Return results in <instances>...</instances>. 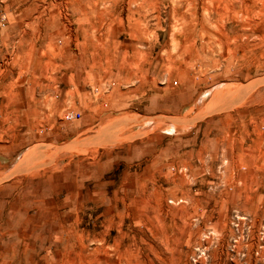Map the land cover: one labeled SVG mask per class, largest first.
Listing matches in <instances>:
<instances>
[{
	"label": "rangeland",
	"instance_id": "1",
	"mask_svg": "<svg viewBox=\"0 0 264 264\" xmlns=\"http://www.w3.org/2000/svg\"><path fill=\"white\" fill-rule=\"evenodd\" d=\"M149 2L0 0V84L13 76L23 84L37 55L85 52L133 80L162 60L177 72L189 54L191 72L223 70L235 80L223 90V112L246 136L227 132L216 175L184 159L200 148L197 125L160 127L170 136L158 149L147 131L130 135L144 150L169 146L174 162L150 175L89 167L101 157L86 158V149L98 142L82 145L73 166L32 159L24 187L0 188V264H264V5L250 0L248 15L234 0ZM120 126L111 144L124 155L135 143L116 147L125 139Z\"/></svg>",
	"mask_w": 264,
	"mask_h": 264
},
{
	"label": "crops",
	"instance_id": "2",
	"mask_svg": "<svg viewBox=\"0 0 264 264\" xmlns=\"http://www.w3.org/2000/svg\"><path fill=\"white\" fill-rule=\"evenodd\" d=\"M30 61L23 84L15 85L19 76L0 84V188L3 195L19 188V183L24 187L29 182L27 166L32 159L39 156H51L54 162L70 159L66 164L73 166L78 164L75 159L83 154L82 145L88 142L99 145L88 146L84 156L101 157L88 162L89 167L101 168L104 173L119 165L127 169L139 167L140 173L150 175L153 170L158 171L160 164L174 162L168 153L169 146L156 151L157 142L170 136V132L160 127L197 125L200 148L185 150L184 159H189L186 162L189 165L196 164L194 161L198 159L205 173L216 175L224 158V136L229 133L233 137L238 132L246 136L237 127L232 131L236 123L232 112H223L228 108L223 105V90L235 84V80L223 70L204 68L191 72L189 54L184 55L177 72H168L166 61L162 60L163 64L156 69L152 65L142 69L140 74L137 72L133 80L127 71L119 70L116 65L112 68V63L105 58L100 62L95 57L93 60L92 54L80 51L72 55H48L44 59L37 55ZM240 79L246 81L247 77H238V81ZM192 110L196 111L193 122ZM68 111L78 113L80 118L74 122L63 121ZM229 118L232 122L227 121ZM116 125L124 127L120 134L125 137L116 147L132 142L135 143L133 152L123 155L113 150L111 132ZM226 125L231 128H225ZM141 131L148 132L147 139H153L147 142L156 148L144 150L130 139L132 133ZM201 142L205 143L204 148ZM42 148L47 153H42ZM20 221L19 224L23 223L25 217Z\"/></svg>",
	"mask_w": 264,
	"mask_h": 264
},
{
	"label": "bare ground",
	"instance_id": "3",
	"mask_svg": "<svg viewBox=\"0 0 264 264\" xmlns=\"http://www.w3.org/2000/svg\"><path fill=\"white\" fill-rule=\"evenodd\" d=\"M89 1H91V0H89ZM96 1H98V0H96ZM112 1V5H116V0H115V3L113 2V0H111ZM118 1V0H117ZM121 1V0H120ZM131 3H132V1L133 2H135L136 0H129ZM150 0H146V2H148L147 3V7H151L152 8V6H153V3H150L149 2ZM235 1V3H237L238 5H239V8H240V10H242V11H244V12H246V14H248V15H250L249 14V7H250V5H251V2H250V0H234ZM260 2H261V5L263 6L264 5V0H259ZM128 2V1H127ZM185 2V1H184ZM253 2V1H252ZM91 3V2H90ZM130 3V4H131ZM79 4V3H78ZM123 4H127V3H123ZM122 4V5H123ZM254 5V4H253ZM126 6V5H125ZM261 7V6H260ZM259 7V8H260ZM194 8V7H193ZM140 9V8H139ZM92 10V9H91ZM112 10V9H111ZM138 10V9H137ZM113 11V10H112ZM111 11V12H112ZM115 11V10H114ZM110 12V13H111ZM132 12H135V11H132ZM138 12V11H137ZM103 13V12H102ZM114 13V12H113ZM117 13V12H116ZM121 13V12H120ZM119 13V14H120ZM128 13H129V11H128ZM131 13V12H130ZM244 16H245V14H244ZM243 16V17H244ZM120 18V17H119ZM240 18V17H239ZM246 20V19H245ZM238 21V25H242V20H241V18L240 19H238L237 20ZM264 23V22H263Z\"/></svg>",
	"mask_w": 264,
	"mask_h": 264
},
{
	"label": "built area",
	"instance_id": "4",
	"mask_svg": "<svg viewBox=\"0 0 264 264\" xmlns=\"http://www.w3.org/2000/svg\"><path fill=\"white\" fill-rule=\"evenodd\" d=\"M79 118L80 115L78 113L68 111L64 113L62 120L65 122H74L77 121Z\"/></svg>",
	"mask_w": 264,
	"mask_h": 264
}]
</instances>
